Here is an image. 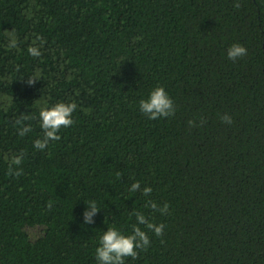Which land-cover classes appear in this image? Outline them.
<instances>
[{
    "label": "trees",
    "instance_id": "obj_1",
    "mask_svg": "<svg viewBox=\"0 0 264 264\" xmlns=\"http://www.w3.org/2000/svg\"><path fill=\"white\" fill-rule=\"evenodd\" d=\"M157 85L176 111L151 120L139 101ZM61 101L74 123L38 150L39 112ZM137 211L164 234L125 264H264V0H0V264H98Z\"/></svg>",
    "mask_w": 264,
    "mask_h": 264
},
{
    "label": "clouds",
    "instance_id": "obj_2",
    "mask_svg": "<svg viewBox=\"0 0 264 264\" xmlns=\"http://www.w3.org/2000/svg\"><path fill=\"white\" fill-rule=\"evenodd\" d=\"M235 7L241 5L236 3ZM9 47H16L14 33H10ZM29 53L33 56L41 55L40 47L33 46L29 48ZM247 55V48L240 43H233L227 50V57L231 60H236ZM39 77H29L28 83L35 84ZM77 109V103L57 102L51 107L44 106L39 112L40 126L43 130V138L34 141V147L38 150H45L50 141H57L61 137L59 132L62 128H68L73 123V113ZM139 109L142 113L148 116L151 120L159 118H167L175 115L176 107L174 100L170 97L166 89L162 85H157L149 94L148 98L139 101ZM30 119L28 116L21 115L16 119L15 123L21 125L18 129V134L24 136L32 131L30 125L24 124V121ZM224 123L231 124L232 117L229 114H224L221 117ZM190 126H196L195 121L190 120ZM9 160L8 175L19 177L23 174V169L19 166L23 163L24 153L13 154L9 157L5 154L4 157ZM15 166V167H14ZM141 190L140 181L132 183L129 191L137 192ZM144 196H149L152 192L150 186L142 189ZM87 208L84 212V223L93 224L94 216L100 211L96 202H86ZM154 211H159L162 215H166L169 211V205L165 203L162 207L158 206L155 201H149L146 205ZM137 223L132 226V231L128 234L121 232L115 227L108 228L100 237V244L96 248V259L98 264H125L126 258H138V250H146L151 243L149 232H153L156 236L164 234L165 225L163 223L156 224L149 220L142 212H135ZM141 225L144 227L142 228ZM146 229V230H145Z\"/></svg>",
    "mask_w": 264,
    "mask_h": 264
},
{
    "label": "rangeland",
    "instance_id": "obj_3",
    "mask_svg": "<svg viewBox=\"0 0 264 264\" xmlns=\"http://www.w3.org/2000/svg\"><path fill=\"white\" fill-rule=\"evenodd\" d=\"M29 231L33 236L39 235L40 233L38 228H31Z\"/></svg>",
    "mask_w": 264,
    "mask_h": 264
}]
</instances>
